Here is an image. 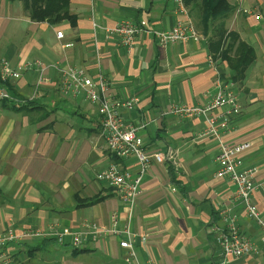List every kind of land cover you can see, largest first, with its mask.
<instances>
[{
  "label": "crops",
  "instance_id": "obj_1",
  "mask_svg": "<svg viewBox=\"0 0 264 264\" xmlns=\"http://www.w3.org/2000/svg\"><path fill=\"white\" fill-rule=\"evenodd\" d=\"M229 2L233 13L228 33L237 34L254 52V61L238 82L231 80L228 62L214 56L208 40L162 48L143 35L128 51L116 35L106 33L128 19H145L156 30L169 31L187 19L175 0H71L74 27L68 21H33L21 1L0 0V65L7 60L18 68L39 60L84 67L93 76L100 70L111 83L122 119L139 127L145 152L165 157L144 175L130 219L129 207L98 177L114 163L136 172L137 162L118 160L109 152L97 106L82 97L63 96L57 84L44 85L33 98L42 76L38 70L24 71L15 81L0 79V87L27 102L20 108L0 102V235L11 227L47 230L52 224L66 234L63 243L46 238L11 244L13 264H125L126 251L117 237L89 239L79 249L72 246V234L85 222L107 225L114 213L129 224L142 264H219L223 256L213 230L225 226L223 211L238 217L242 234L256 246L255 253L229 264H264L259 227L232 200L234 184L215 175L219 141L199 138L207 127L204 119L181 121L169 114L173 104L208 103L221 74L241 107L229 130L221 131V141L249 143L244 165L257 168L256 181H264V0ZM59 32L63 39L57 37ZM209 57L217 61V69ZM49 75L58 79L55 71ZM132 98L138 99L135 108L122 106ZM253 202L264 210L263 193L256 192Z\"/></svg>",
  "mask_w": 264,
  "mask_h": 264
},
{
  "label": "built area",
  "instance_id": "obj_2",
  "mask_svg": "<svg viewBox=\"0 0 264 264\" xmlns=\"http://www.w3.org/2000/svg\"><path fill=\"white\" fill-rule=\"evenodd\" d=\"M94 2V0H90ZM180 14L187 16L184 21H179L171 30L160 31L151 27L145 19H128L117 22L112 28H107L108 35H116L122 47L130 51L136 41L143 35L154 38L160 47L166 48L170 45L182 42L205 41V37L195 26L189 15V10L184 0H175ZM244 13L251 14L245 10ZM259 18V16L257 17ZM97 25L94 24V28ZM59 39H63L61 32L57 33ZM70 47L66 45L65 48ZM209 64L217 69V61L209 57ZM38 70L42 73L36 82L33 98L38 96V91L44 85L57 84L60 93L65 97L84 98L93 106H97V117L101 126V135L104 138L109 152L119 160L133 158L137 162V171L125 169L117 163L112 164L107 170L99 174V179L105 182L120 198L121 202L129 207V218L134 214V208L142 195V181L153 163L162 164L165 157L162 154L149 155L145 152L138 140V130L132 124L125 122L118 112L119 106L111 91V83L99 70L93 76L84 67H73L67 64L47 65L42 61L35 60L26 62L15 68L7 60L0 65V79L3 82L19 80L24 71ZM49 71H55L58 79L55 81L49 75ZM215 92L211 100L203 106H188L184 104H173L169 114L178 117L181 121L202 118L206 121V129L199 138L207 136L214 137L219 141V150L216 157V172L218 178H226L236 188L232 200L240 203L244 208L246 217L252 220L260 229L261 241L264 244V210L258 209L253 202V196L260 191L264 195V181L257 182L258 173L255 167H245L242 155L250 149L249 143L227 145L221 141V131H228L231 119L240 114L241 107L232 85L219 74L215 80ZM0 102H8L15 108L27 104L26 101L15 98L2 87H0ZM138 99L132 98L124 101L122 106L127 109L136 107ZM223 110L221 114L216 112ZM229 212V211H228ZM223 211L225 226H215L214 235L216 243L221 250L223 261L219 264H229L233 259H241L256 252V246L250 239L245 237L237 223L238 217ZM66 234L59 225L52 224L47 230L26 229L16 231L13 227L0 235V264H13L12 256L9 254V246L29 240H42L54 238L63 243ZM120 239V249L126 251L125 264H142L137 256L136 244L129 224H122L120 215L114 213L107 225H99L95 222H85L82 230L72 234V246L82 248L89 239L102 240L108 237ZM142 241H147L142 237ZM148 264H154L149 262ZM217 264V263H211Z\"/></svg>",
  "mask_w": 264,
  "mask_h": 264
},
{
  "label": "trees",
  "instance_id": "obj_3",
  "mask_svg": "<svg viewBox=\"0 0 264 264\" xmlns=\"http://www.w3.org/2000/svg\"><path fill=\"white\" fill-rule=\"evenodd\" d=\"M9 1H21L33 21L48 22L51 25L68 21L73 27L76 25L77 17L72 15L70 11L71 0ZM184 1L187 8H189L191 17L195 19L197 29L209 41L214 56L218 55L219 59L228 62L229 68L233 72L231 80L233 82L241 81L247 68L254 61V52L245 43L239 41L237 34L231 35L227 31V21L233 13L229 0ZM234 51L235 55L231 57V53Z\"/></svg>",
  "mask_w": 264,
  "mask_h": 264
},
{
  "label": "rangeland",
  "instance_id": "obj_4",
  "mask_svg": "<svg viewBox=\"0 0 264 264\" xmlns=\"http://www.w3.org/2000/svg\"><path fill=\"white\" fill-rule=\"evenodd\" d=\"M196 24V23H195Z\"/></svg>",
  "mask_w": 264,
  "mask_h": 264
}]
</instances>
